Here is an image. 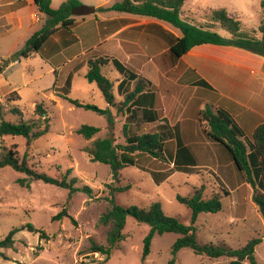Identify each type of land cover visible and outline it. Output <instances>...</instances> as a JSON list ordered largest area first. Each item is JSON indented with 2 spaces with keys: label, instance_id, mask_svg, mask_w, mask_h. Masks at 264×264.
<instances>
[{
  "label": "rangeland",
  "instance_id": "rangeland-1",
  "mask_svg": "<svg viewBox=\"0 0 264 264\" xmlns=\"http://www.w3.org/2000/svg\"><path fill=\"white\" fill-rule=\"evenodd\" d=\"M51 1L55 8L59 6V0ZM81 1L93 6L106 1L121 0ZM235 1L240 6L237 18L240 20V31L260 38L261 34L258 31L262 18L260 0H185L180 15L193 24L208 28L205 25L210 23V20L206 13ZM209 25V28L218 35L230 37V33L217 22H211ZM59 35L54 34L53 38L43 44L39 50L41 55L37 53L28 58L20 56L19 62L12 61L11 57L23 46L20 49H13L15 47L13 36L0 39V66L3 68L0 72L2 110L0 121L36 119L38 116L34 106L41 103L47 111L50 124L49 130L37 139L28 141L21 136H6L0 139V147L10 148L16 145L18 152L27 153L29 162L39 171L54 176L71 168L70 176L77 178L76 185L79 187L88 185L92 192L78 191L69 195L67 189L35 180H31L29 185L20 184L17 180L26 178V174L17 172L9 166L1 167L0 239L5 237L12 227H20L27 223H31L35 229L42 230L45 236L41 238L40 232L29 231L28 228L20 230L14 235L13 248L0 249V264H100L102 261H105V264H169L172 258L171 246L179 235L173 232L153 235L149 253L142 258L143 239L149 231V226L138 223L131 216L126 218L124 238L112 247L108 259L91 250L93 243L106 245L110 223H103L101 217L110 208L109 190L112 187L125 188L114 192V199L118 205L145 207L151 202L158 201L167 215L175 216L184 224H189L190 210L180 203L176 196L189 195L201 186L205 199L214 194H221L222 207L219 212H203L198 215L195 222L198 239L203 242L225 243L238 248L251 238L262 237V241L255 246L254 258L258 264H264V218L251 199L252 189L248 185L245 214L235 217L231 213L233 201L223 195L222 188L232 191L243 183L244 179L232 161L224 155L222 162L204 156L203 151L205 152L206 148L212 151L211 154L216 152V146L209 143L206 138L193 145L198 154H203L199 159V165L193 168L191 173L173 171L161 183L154 182L151 171L172 169L170 160L162 162L147 155H137L134 165L120 170L118 180L112 179L108 165L91 161L84 149L97 137L109 135L114 136L116 143H124L125 122L116 107L106 104L97 85L85 79L87 66H82L73 73L69 99L61 96V87L77 62L75 59L81 58L79 53L83 49L81 46L61 48L58 46L62 42L59 41ZM87 52L90 53L89 49ZM102 72L112 78L108 67H103ZM10 91H16L19 98L8 102L6 97ZM202 94L212 95L207 90L202 91ZM116 98L123 100L118 95ZM70 100L94 104L106 109L107 112L99 114L77 107L70 103ZM193 102L191 106L195 103ZM223 104L232 107L226 100ZM13 108L20 110L21 114L14 113ZM200 108H205V105ZM110 116H114L112 124H109ZM83 124L98 127L99 131L87 140L77 133V129ZM200 125V131L204 130L205 125L201 123ZM153 130L154 127L145 129L142 123H138L131 125L129 132L144 133ZM242 130V140L249 145L252 142L251 127L243 126ZM165 146L167 149H173L174 144L167 143ZM63 209L66 215L53 220L52 217L61 213ZM230 260L231 258L226 256L211 258L196 254L189 248H183L176 253L171 264H228ZM242 263L251 264L247 259Z\"/></svg>",
  "mask_w": 264,
  "mask_h": 264
},
{
  "label": "trees",
  "instance_id": "trees-1",
  "mask_svg": "<svg viewBox=\"0 0 264 264\" xmlns=\"http://www.w3.org/2000/svg\"><path fill=\"white\" fill-rule=\"evenodd\" d=\"M33 1L39 11L46 16V19L42 27L35 31L25 41L23 47L11 57L12 61H18L20 56L28 58L39 52L43 44L54 34H60V41H62L61 43L64 46L70 44L72 41L71 28L76 21V17H85L99 11L110 10L152 17L175 28L179 32V36L176 37L168 33L170 37L169 51L175 58L181 57L192 47L200 44L233 46L264 56V0H260L262 11V18L258 25V31L261 34L260 38L249 36V34L240 31V20L230 16L224 8L211 9L209 13H206V17L210 20V23L205 25L208 28L183 19L180 12L185 0H121L105 7L87 5L81 0H64L55 9L51 7V0ZM211 22H217L221 27L225 28L230 33V37L225 38L212 31L209 28ZM110 64L114 65L120 73L126 76L118 84V88L121 85H126L128 69L116 59L109 57H90L86 62L87 70L84 77L87 81L97 85L108 106L116 107L118 111L125 114L124 108L126 104L135 101V95L142 91L143 87L141 82L137 81L134 88L124 94L122 101L117 100L114 94V80L102 72V68L108 67ZM71 79L72 74H69L63 87H61V96L65 99H69ZM200 83L207 85L204 80H200ZM18 98L16 91H10L6 100L11 102ZM70 103L99 114H106L107 112L106 109L99 108L94 104L81 102L80 100H70ZM12 111L16 114H21V111L17 108H13ZM34 111L38 116L36 119H20L16 122L1 120L0 139L6 136H21L31 141L45 134L50 127L47 111L41 103L35 104ZM198 116L200 123L205 125L204 132L208 138L225 150L223 155L232 161L244 179V182L232 191L222 188L223 195L228 196L233 201L231 213L235 217L245 214L249 185L252 189L251 199L264 218V121L253 129L252 142L246 145L242 140V130L225 111L206 104L205 108L199 110ZM108 118L109 124H112V116ZM142 120L146 121V119ZM98 131V127L87 124H83L77 129V133L87 140L91 139ZM123 134L125 141L122 144L116 143L114 136L109 135L97 137L90 146L84 149L90 156L91 161L109 166L113 180L119 179L121 169L135 164L137 155H147L166 162L167 155L164 143L168 139L178 137L176 131L167 122L159 124L153 132L144 133L128 132V125L125 123ZM190 149V146H186L179 141L176 152L173 155L174 157L170 158L173 164L172 169L151 171L154 182L161 183L173 171L191 173V170L199 165L200 158L193 154ZM4 166H9L17 172L26 174V178L17 180L20 184L26 183L29 185L31 180H35L67 189L69 195L78 191L92 192L91 187L88 185L80 187L76 185L77 178L70 176L71 168L65 169L60 175L56 176L39 171L34 164L29 162L27 153L20 154L18 152L16 145H12L10 148L0 147V168ZM124 189V187H112L109 190L110 208L101 217L103 223H110V229L106 236V245L93 243L91 247L92 251L100 253L105 259L109 258L112 247L124 238L123 229L126 218L131 216L138 223H144L149 226V231L143 239L142 258L149 253L153 235L173 232L179 236L171 246L172 258L169 264L173 263L174 256L183 248H189L196 254H203L211 258L229 257L231 260L228 264H243L242 262L246 259L251 264H258L254 258V249L262 241V237L251 238L246 244L238 248L230 247L225 243L203 242L198 239L195 225L198 215L203 212H219L222 207L221 194H214L210 198L205 199L203 198V186H201L189 195H177L176 199L190 210V223L184 224L177 217L167 215L158 201L151 202L145 207L116 204L114 192ZM65 212L63 209L61 213L52 217V219L56 220L66 215ZM24 228H28L29 231L40 232L41 238L45 236L42 230L35 229L31 223L20 227H12L6 236L0 239V249L13 248L15 243L14 235L20 230H24ZM100 264H105V261Z\"/></svg>",
  "mask_w": 264,
  "mask_h": 264
},
{
  "label": "crops",
  "instance_id": "crops-1",
  "mask_svg": "<svg viewBox=\"0 0 264 264\" xmlns=\"http://www.w3.org/2000/svg\"><path fill=\"white\" fill-rule=\"evenodd\" d=\"M62 1L59 0V5ZM113 3L106 1L93 6L105 7ZM238 5L235 1L223 5V8L230 16L238 18ZM51 7L55 9L52 1ZM45 19L46 16L34 5L33 0H0V39L13 36V49H20L42 27ZM71 31L70 44L64 46L56 39L61 48L81 46L83 49L79 53L81 58L75 59L77 62L68 75L72 74L73 77V73L86 66L92 55H105L122 63L128 69V79L126 85L119 88L118 84L126 76L114 65L108 66L115 83V97L118 95L123 98L137 81L143 87L135 95V101L126 104V113L121 112L128 132L134 124L142 123L145 129L154 127L155 131L159 124L167 122L178 135L164 143L167 160L171 164L179 141L190 146L191 152L199 158L204 154L218 162L223 161L224 149L210 140L204 130L200 131L198 115L202 105L211 104L225 111L241 130L243 126H250L253 131L264 121V56L260 54L233 46L200 44L175 58L169 51L168 35L179 36L175 28L152 17L113 10L78 16ZM53 37L50 36L48 41ZM42 58L46 60L44 56ZM200 80H204L207 85L201 84ZM204 90L213 96L203 95ZM224 100L232 107L223 104ZM192 102L194 104L191 106ZM202 138L216 146L215 153L211 154L212 151L206 148L203 154H198L193 145L201 142ZM167 143H173V149H167Z\"/></svg>",
  "mask_w": 264,
  "mask_h": 264
},
{
  "label": "water",
  "instance_id": "water-1",
  "mask_svg": "<svg viewBox=\"0 0 264 264\" xmlns=\"http://www.w3.org/2000/svg\"><path fill=\"white\" fill-rule=\"evenodd\" d=\"M1 70H2V67L0 66V72H1Z\"/></svg>",
  "mask_w": 264,
  "mask_h": 264
}]
</instances>
